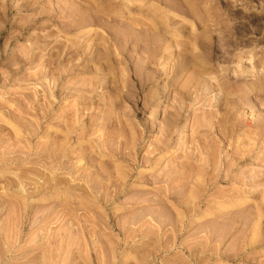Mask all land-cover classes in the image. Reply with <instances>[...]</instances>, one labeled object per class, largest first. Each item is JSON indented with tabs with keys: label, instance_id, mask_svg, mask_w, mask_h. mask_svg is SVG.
<instances>
[{
	"label": "rangeland",
	"instance_id": "obj_1",
	"mask_svg": "<svg viewBox=\"0 0 264 264\" xmlns=\"http://www.w3.org/2000/svg\"><path fill=\"white\" fill-rule=\"evenodd\" d=\"M0 264H264V0H0Z\"/></svg>",
	"mask_w": 264,
	"mask_h": 264
},
{
	"label": "bare ground",
	"instance_id": "obj_2",
	"mask_svg": "<svg viewBox=\"0 0 264 264\" xmlns=\"http://www.w3.org/2000/svg\"><path fill=\"white\" fill-rule=\"evenodd\" d=\"M145 158V157H144Z\"/></svg>",
	"mask_w": 264,
	"mask_h": 264
}]
</instances>
